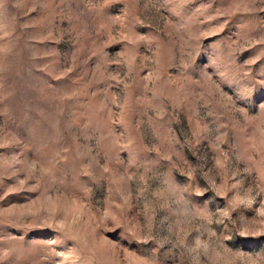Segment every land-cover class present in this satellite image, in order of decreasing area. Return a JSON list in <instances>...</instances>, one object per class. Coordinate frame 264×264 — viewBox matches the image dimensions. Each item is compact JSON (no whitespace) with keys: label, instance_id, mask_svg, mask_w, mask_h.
<instances>
[{"label":"rangeland","instance_id":"rangeland-1","mask_svg":"<svg viewBox=\"0 0 264 264\" xmlns=\"http://www.w3.org/2000/svg\"><path fill=\"white\" fill-rule=\"evenodd\" d=\"M0 264H264V0H0Z\"/></svg>","mask_w":264,"mask_h":264}]
</instances>
